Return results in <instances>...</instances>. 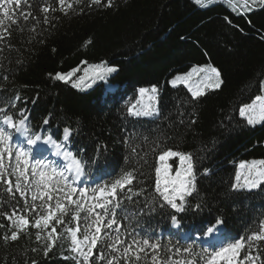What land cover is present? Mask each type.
Here are the masks:
<instances>
[{"label": "trees", "instance_id": "trees-1", "mask_svg": "<svg viewBox=\"0 0 264 264\" xmlns=\"http://www.w3.org/2000/svg\"><path fill=\"white\" fill-rule=\"evenodd\" d=\"M44 2L28 0L31 8L22 5L18 11H31L39 22L20 18L23 31L12 26L8 41L13 47L0 46V107L14 100L15 107L9 112L18 117L20 109H26L29 126L57 141L62 140L65 127L73 129L67 147L85 161L81 187H95L111 182L124 170H136L132 191L120 193V239L131 243L133 237H150L161 244L163 259L168 255L186 259L165 250L194 242L196 253L205 248L211 251L256 228L258 220L264 219V186L233 191L231 183L241 160L264 159V123L249 126L239 116V106L259 94V80L264 79V7L258 0L245 15L233 12L224 0H214L207 7L194 0H114L112 7L91 8L84 0L67 15L58 10L49 13L48 24L43 23L40 12ZM33 25L35 31H30ZM81 60L89 64L103 60L117 67L106 79L115 90L103 96V81L81 90L53 78L58 71L80 65ZM205 64L221 71L220 89L193 100L184 85L168 83L192 66ZM152 85L159 89L157 113L129 115L127 107L137 89ZM17 95L20 99L15 100ZM45 117H49L48 125L43 124ZM156 142L193 154L197 191L187 198L182 213L158 203L153 208L149 203L156 196L154 167L159 153L152 151ZM11 143L15 147L21 142L15 138ZM33 156L47 158L42 152ZM205 168L210 170L206 175ZM11 179L14 183L15 177ZM26 195L30 199V193ZM16 196L22 205L23 200L18 193ZM8 199L0 189V201ZM197 203L199 209L194 208ZM0 207L9 211L7 203ZM171 215L178 216V228L171 227ZM217 218L223 221L221 240L204 242L203 231ZM0 223L7 226L8 222L0 217ZM4 231L0 229V235ZM31 232V239L21 234L16 242L0 240V264H25V260L30 264L32 259L38 264H74L64 259L69 255L64 241V247L57 244L46 257L42 251L33 253L31 248L40 245L34 241L35 230ZM260 247L264 248V242ZM101 252L107 257L110 250L101 244L94 254ZM91 264L99 262L92 260ZM139 264H147L143 254Z\"/></svg>", "mask_w": 264, "mask_h": 264}, {"label": "snow or ice", "instance_id": "snow-or-ice-1", "mask_svg": "<svg viewBox=\"0 0 264 264\" xmlns=\"http://www.w3.org/2000/svg\"><path fill=\"white\" fill-rule=\"evenodd\" d=\"M212 2L213 0H194L201 7H207ZM224 2L233 12L245 15L254 9L257 0ZM258 2L264 7V0ZM82 3L84 0H45L40 6L43 23H50L49 13L58 10L67 15L70 11L75 12L76 6ZM113 4L114 0H88L87 6L112 7ZM22 5L31 8L28 0H0V46L6 45L9 49L13 47L8 41L12 35V26L23 31L19 28L20 18L28 21L31 17L39 22L31 11H18ZM79 11L82 12L83 8ZM224 19L231 24L227 16ZM30 31H35V25ZM2 50L0 47V51ZM117 70V67L109 66L103 60L92 64L81 60L80 65L67 72L58 71L53 78L81 89L89 88L97 81H105ZM168 83L173 86L183 84L192 99L196 100L209 90L220 89L223 79L217 67L205 64L192 66L187 72L174 76ZM158 93L156 85L138 88L136 100L128 105L127 113L135 116L154 114L157 111L155 102ZM18 99L20 97L17 95L15 100ZM10 107H15L14 100H9L4 107H0V189L9 198L7 201H0V204L9 205V211H3L0 207V217L8 222L7 226L0 223V229H5L0 240L5 244L16 242L21 234L31 239V230H35L34 241L40 247L31 248L33 253L42 251L46 257L57 244L64 241L69 253L64 259L72 260L74 264H91L92 260L99 264H139L142 254L147 264H264V256L261 255L264 248L260 247L261 242H264V219L258 220L256 228L249 229L239 238H232L218 247H212L211 251L205 248L196 253L194 242L186 247H169L165 250L167 253L183 254L186 259H176L175 255H168L167 259H163L160 255L161 244L150 237H133L131 243L120 239L118 233L121 225L117 221V211L122 203L120 193L125 190L132 191L130 186L136 180V170H124L111 182L97 184L95 187H81L79 184L84 183L81 178L85 176V161L67 147L73 129L65 127L61 141H57L52 135L42 136L29 126L26 109H20L17 117L16 113L9 112ZM239 116L249 126L264 123V79L259 80V94L252 97L250 103L239 106ZM49 122V117L43 119L44 125ZM14 133L26 139V146H21L23 141L15 147L12 145L11 142L16 138ZM40 141L52 146V154L61 157L64 163L59 164L48 158H34L32 146ZM132 151L136 152V149L133 148ZM152 151L159 154L154 167L156 196L149 203L153 208L158 203L161 208L167 206L176 213L184 212L187 198L197 191L193 154L176 151L166 145L161 147L159 142H156ZM13 157L15 163H12ZM169 158H178V165L175 160L169 163ZM209 171L205 168L203 173L206 175ZM12 177H15L14 183ZM261 186H264V159L241 160L236 165L231 190L251 191ZM17 193L20 200H23L22 205L17 201ZM26 193H30V199ZM12 201L17 202L12 204ZM200 207L199 203L194 205L195 209ZM68 217L71 219H67ZM170 219L174 227L180 226L177 215H171ZM73 221L76 222L75 227L71 226ZM222 223V219L217 218L215 224L203 231V237L217 232ZM58 227L60 231L57 230ZM112 231L117 233L115 237L109 235ZM101 244H105L110 250L107 257L103 252L98 256L94 254V249H98ZM25 264H29V261L25 260ZM30 264H38V261L32 259Z\"/></svg>", "mask_w": 264, "mask_h": 264}, {"label": "rangeland", "instance_id": "rangeland-1", "mask_svg": "<svg viewBox=\"0 0 264 264\" xmlns=\"http://www.w3.org/2000/svg\"><path fill=\"white\" fill-rule=\"evenodd\" d=\"M213 2H214V0H213ZM212 2V3H213ZM210 5V4H209ZM80 74H82V72L80 73ZM98 82V81H97ZM104 82V87H103V92H105V91H107V89H106V86L108 85V84H105V83H107V81L105 80V81H103ZM94 84H92V86H93ZM179 85V84H178ZM183 85V84H182ZM91 86V87H92ZM173 86V85H172ZM149 87H151V86H149ZM90 88V87H89ZM89 88H81V90H86V89H89ZM114 91V89L113 90H109V91H107L108 93L109 92H113ZM137 96V95H136ZM135 100H136V98L131 102V103H133V102H135ZM155 107H156V109H157V101L155 102ZM157 113V111L154 113V114H156ZM154 114H152V115H148V116H144V115H141V116H139V117H150V116H153ZM133 116H135V115H133ZM16 139H17V141H19V142H21V139H20V137L19 136H17L16 137ZM22 146V145H21ZM26 146V145H25ZM35 147H38V146H36V145H34V146H32V148H33V152L34 151H36L35 150ZM47 148V147H46ZM50 154H51V151H48ZM47 154V153H46ZM47 158H49V159H51V160H53V161H56V162H58L59 164H63L64 162H60V161H57V160H55L53 157H51L50 158V156L49 155H47ZM173 160H175L176 161V165H178V163H179V160H178V158H169V163H172V161ZM252 160H254V159H252ZM176 165H173V167H175ZM215 240H219V238L218 237H215L214 238Z\"/></svg>", "mask_w": 264, "mask_h": 264}, {"label": "bare ground", "instance_id": "bare-ground-1", "mask_svg": "<svg viewBox=\"0 0 264 264\" xmlns=\"http://www.w3.org/2000/svg\"><path fill=\"white\" fill-rule=\"evenodd\" d=\"M112 87H113V86H111V85H107V86H106V89H108L107 91H109L110 89L113 90ZM111 90H110V91H111ZM107 91L103 92V96H104L106 93H108ZM36 146H38V148H39V147H42V148H46V147H47V148H49V150L51 151V153L54 152V149L52 148V146L43 143V141L38 142V144H37ZM52 156L55 157L57 160L63 161V159H62L61 157H57V156H55V155H53V154H52ZM63 162H64V161H63ZM215 235H216V233L214 232V233L210 234L208 237H214Z\"/></svg>", "mask_w": 264, "mask_h": 264}]
</instances>
